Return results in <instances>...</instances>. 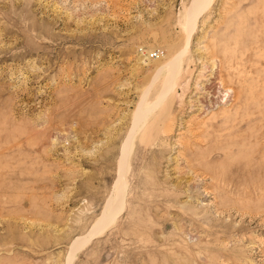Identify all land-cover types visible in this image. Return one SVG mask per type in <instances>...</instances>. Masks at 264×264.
<instances>
[{
    "label": "rangeland",
    "instance_id": "374dc122",
    "mask_svg": "<svg viewBox=\"0 0 264 264\" xmlns=\"http://www.w3.org/2000/svg\"><path fill=\"white\" fill-rule=\"evenodd\" d=\"M194 1L0 0V264H264V0Z\"/></svg>",
    "mask_w": 264,
    "mask_h": 264
},
{
    "label": "bare ground",
    "instance_id": "6f19581e",
    "mask_svg": "<svg viewBox=\"0 0 264 264\" xmlns=\"http://www.w3.org/2000/svg\"><path fill=\"white\" fill-rule=\"evenodd\" d=\"M209 1L208 0H195L193 9L189 11V20L187 21V31L189 33L188 36H191L196 28L197 21L203 17L206 10L208 9ZM178 58L173 59L165 68L166 72V81L169 82V80L172 79L173 74L178 66ZM170 83V82H169ZM169 85V84H168ZM165 86V90L169 89V86ZM163 90V91H165ZM150 111H144L143 113L137 115L133 121V125L131 128V131L129 135L127 136L126 142L123 144L121 152H122V158L119 161V171H118V179L115 182L114 185V195L110 197V199L106 202L105 207L103 209L102 215L99 217L95 225L90 230V233L85 238H79L75 241H73L71 245V254L74 256V254L80 250L83 246H85L92 237L96 236L97 234L102 233L104 230L112 226L116 218L121 214L122 212V205L125 201L126 196V185H125V175H126V162L128 157V151L130 148L131 143L133 142V139L139 134L141 125L143 122L148 119V114ZM124 209V208H123ZM81 251V250H80ZM70 252V250H69Z\"/></svg>",
    "mask_w": 264,
    "mask_h": 264
},
{
    "label": "built area",
    "instance_id": "2783aa9c",
    "mask_svg": "<svg viewBox=\"0 0 264 264\" xmlns=\"http://www.w3.org/2000/svg\"><path fill=\"white\" fill-rule=\"evenodd\" d=\"M150 57H151V59H159V58L163 57V52L156 51V52L152 53L150 55Z\"/></svg>",
    "mask_w": 264,
    "mask_h": 264
}]
</instances>
